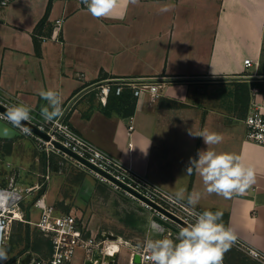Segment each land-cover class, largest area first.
Wrapping results in <instances>:
<instances>
[{
    "label": "crops",
    "instance_id": "0c3cea01",
    "mask_svg": "<svg viewBox=\"0 0 264 264\" xmlns=\"http://www.w3.org/2000/svg\"><path fill=\"white\" fill-rule=\"evenodd\" d=\"M49 1L8 0L0 8V97L19 99L38 115L47 105L38 91L53 89L62 94V116L79 91L96 84L74 102L64 119L174 194L180 189L185 197L200 193L197 207L222 211V222L233 228L236 237L264 253V145L246 138L245 124L250 90L258 87L264 100V79H207L264 75V0H137L122 3L111 18L102 19L88 13L82 0H52L37 45L36 27ZM58 18H63L62 27L54 31ZM246 58L254 60L248 68ZM172 78L200 79L153 82ZM141 81L162 84L160 95L153 98L146 91L134 95L128 83ZM120 82L124 89L118 94L114 88ZM237 82L250 86L247 103L244 95L239 98ZM106 83L113 87L112 97L131 94L136 102L134 114L127 116L99 99L100 86ZM204 129L223 135L220 144L211 146L215 151L240 155L254 168L256 181L243 194L229 199L208 194L199 175L186 172L190 158H198V151L207 149L202 137L189 132ZM147 147L145 155L142 151ZM57 156L64 157L66 169L79 172L75 177H83L78 192L89 191L94 200L85 206L69 204L55 188L45 187L47 200L56 204L57 211L76 213L92 234L104 231L122 238L117 264H131L130 246L137 236L162 237L151 227L148 210L131 208L124 214L118 190L100 180L85 185L92 182L87 173L96 176L70 155ZM59 168L53 165L55 171ZM48 169L49 161L44 164L46 173ZM238 252L241 260L228 250L223 258L228 264H251L249 259L262 264L246 251ZM85 254L79 248L73 264H84Z\"/></svg>",
    "mask_w": 264,
    "mask_h": 264
},
{
    "label": "built area",
    "instance_id": "2783aa9c",
    "mask_svg": "<svg viewBox=\"0 0 264 264\" xmlns=\"http://www.w3.org/2000/svg\"><path fill=\"white\" fill-rule=\"evenodd\" d=\"M7 2L8 0H1L0 8L5 6ZM62 23L63 18L56 19L54 31L60 30ZM244 63L246 68H248L253 65L254 60L246 58ZM257 63L258 61L256 62V65H258ZM128 85L132 87L134 95L138 96L146 91L149 92L153 98L160 95V88L162 86V84L153 82H141L139 85L132 84L130 82ZM123 89V82L118 83L114 88L115 92L118 94H120ZM111 90H113V87L110 83L102 84L98 93L99 99L106 103ZM250 92L251 97L247 108V114L245 116L246 138L258 144L264 145V100L259 98L260 90L258 87L253 86ZM0 103L7 107L13 104H20L19 99L7 100L2 97H0ZM32 109L33 111L31 113L30 122L49 134L50 139L44 138L31 129L28 133H23L20 128L14 127L17 128L21 134L33 137L39 150L46 153L62 154L69 157L67 152L55 145L53 140H57L79 156L86 158L97 168L112 176L119 183L125 184L131 190H134L145 198L157 203L166 209V211L179 217L184 222H192V218L181 206V204L186 205V201L176 204L171 203L168 197L174 195L173 192L151 181L148 177L134 171L132 167L124 163L122 159L104 150L92 140L79 133L64 118L61 119V116H58L53 122H46L40 114L37 115L35 113L36 110L34 108ZM4 114V112L0 111V115ZM1 120L9 123L6 119ZM129 130H133L132 120H130L129 123ZM73 158L77 164L86 167L100 181L108 183L113 189L122 191L128 197L139 201V203L146 210H148L152 216H159L161 219L175 225L177 229L182 226L165 212L139 198L131 190L122 187L118 182L111 180L109 177L103 175L97 170L85 166L75 157ZM46 177L49 178V175L47 174ZM41 186V184H36L25 187L14 183V181L7 186L0 185V240L4 243L12 223L16 220L25 221L24 211L21 209V202L28 192L41 188ZM32 207L39 211V218L37 221H26L35 224L44 236L50 239L52 243V251L47 256L33 254V258L29 264H73L79 248L85 250V259L91 257L94 249H99L103 254L113 253L108 250L105 242L106 240H102L98 235H94L89 232L87 225L80 220L76 213L57 211L55 205L47 200L44 192L37 195ZM195 211L202 212L204 210L201 207L196 206ZM177 233L178 230H173L170 227L165 226L162 237L168 236L169 238L175 240ZM147 239L149 238L146 237L142 241L136 242L130 246L132 249L130 259L131 263L133 262L134 255L136 253L140 255L141 264L148 263L143 258L142 249V245ZM151 239L157 238L152 237ZM233 245L246 251L250 256L264 264V253L261 251L244 243L238 238H236L233 242ZM21 259L18 260L19 264H21ZM0 264H3V261H0Z\"/></svg>",
    "mask_w": 264,
    "mask_h": 264
},
{
    "label": "clouds",
    "instance_id": "9594fccd",
    "mask_svg": "<svg viewBox=\"0 0 264 264\" xmlns=\"http://www.w3.org/2000/svg\"><path fill=\"white\" fill-rule=\"evenodd\" d=\"M82 2L86 5L88 13L94 18L102 19L111 18L122 3H136L137 0H82ZM38 95L47 102L46 106L41 107V117L46 122H53L62 113V94L53 89H41ZM32 111L27 104H13L7 108L4 115H0V119H6L23 133H28L30 129L22 122L31 120ZM189 134L202 137L207 145L206 150L198 151V158H190L186 169L188 174L195 171L199 175L206 193H214L229 199L235 194H243L255 183L254 168L246 164L240 155L217 152L211 147L224 140L222 134L207 129L197 133L190 131ZM147 149L148 147L141 151L146 155ZM168 199L173 204L186 199V205L181 206L192 218V222H186L179 227L175 240L168 236L147 239L142 245L143 258L148 264H221L223 253L229 250L237 238L233 228L222 222L223 212L195 211L201 195L193 193L185 197L184 189L176 191ZM152 227L154 231H163L155 222ZM8 258L7 247L0 240V261H6Z\"/></svg>",
    "mask_w": 264,
    "mask_h": 264
},
{
    "label": "rangeland",
    "instance_id": "374dc122",
    "mask_svg": "<svg viewBox=\"0 0 264 264\" xmlns=\"http://www.w3.org/2000/svg\"><path fill=\"white\" fill-rule=\"evenodd\" d=\"M63 158L64 157L57 156V153L46 154L45 152L39 150L35 139L30 135L28 136L25 134H20L18 136H15L14 138H11L10 140L0 139V185L7 186L12 181H14V183H17L18 185L25 187L36 184L42 185L41 188L28 192L21 202V209L24 211L25 221L16 220L12 223L5 240L9 258L6 261H3V263L6 262L5 264H19L18 260L24 257L28 252H32L33 254H38L41 256H47L49 254L48 246L47 244L45 245L47 237L44 236V234L35 224L26 221L28 220L26 216V209L28 208L30 209L29 220L37 221L39 218V211L34 210L35 208H32L31 203H33L38 195V192L42 188L49 187V190L51 188H55L56 192H58L56 194H60V197H62L63 199L65 197L64 200H67L69 204L79 203L80 205L83 204L85 206V202H88L89 204L93 203L94 197L92 196L91 192H78V188L80 186L79 184L83 177H75L79 172L74 173L73 171L71 172L69 170L70 168L66 169V165L62 164V162L66 163V160H64ZM45 159L47 160V162L49 161L50 169L47 170L48 173H46V171L44 170V164L47 163L45 162ZM54 164H59L60 166V168L56 170L57 172L55 171V169H53ZM61 169L64 172H61ZM81 172L89 171L82 170ZM47 174L49 175V178L46 177ZM86 175L88 176L86 178L92 181L90 184H85L87 186H92L93 180L99 181L97 177H90L89 173H87ZM108 186L112 188L110 185ZM117 199L119 201V207H123L122 209L124 214L128 212V209L131 208H135L142 212L147 211L139 203V201L128 197L122 191L118 190ZM27 223H29L28 225L30 235L28 247L26 246L25 242V230L27 227ZM120 232L125 236V233L123 231ZM155 233L158 234L157 232ZM158 235L153 237H158ZM10 236L12 237L13 244L10 242V240H8ZM140 236H137L135 238L137 242H140L144 239V237ZM36 243H43V246L38 251L34 249V244ZM121 246H124V244H121ZM232 246L234 248L230 247L228 250L229 253H232V255L237 256L238 259L241 260L243 257L242 253L238 252L239 250L241 251V249L233 244ZM249 261H252L251 264H259L251 259H249Z\"/></svg>",
    "mask_w": 264,
    "mask_h": 264
},
{
    "label": "water",
    "instance_id": "95a60500",
    "mask_svg": "<svg viewBox=\"0 0 264 264\" xmlns=\"http://www.w3.org/2000/svg\"><path fill=\"white\" fill-rule=\"evenodd\" d=\"M199 79L200 78H193V79H186V78L156 79L153 82H165V81H176V80H199ZM207 79H209V80H234V79L257 80V79H264V75L225 76V77H213V78H207ZM138 80H140V79H138ZM138 80H136V81H138ZM119 81H123V80L119 79ZM94 87H96V84L95 85H91L89 87H86V88L82 89L81 91H79L73 97V99L69 102V104L67 105L64 114L61 116V119H63L65 117V115L67 114L68 110L71 108V106L74 104V102L82 94H84L85 92L91 90ZM7 108H8L7 106H5L4 104L0 103V111L6 113ZM22 124H24L26 127H28L29 129H31L35 133L43 136L44 138L50 139V135L49 134H47L45 131L39 129L35 124L31 123L30 121L22 122ZM20 134L21 133H20V131L17 128H15L11 124L7 123L6 121H3V120L0 119V138H14L15 136H18ZM53 142L55 143L56 146H58L59 148H61L63 151L67 152L72 157H75L76 159H78L85 166H87V167H89L91 169L97 170L98 172L102 173L103 175H106L107 177H109L111 180L116 181L112 176L108 175L106 172H104L101 169L97 168L95 165H93L92 163H90L86 158L79 156L74 151H72L68 147L64 146L63 144H61L59 141L53 140ZM116 182H118V181H116ZM119 184L122 187L131 190L125 184H122V183H119ZM131 191L135 195H137L139 198H141L142 200L147 201L148 203L152 204L155 208H157V209L165 212L166 214H168L172 219H174L175 221H177L179 224L185 225L186 222H184L183 220H181L179 217L171 214L170 212L166 211V209H164L163 207H161L157 203H155V202H153V201L145 198L140 193H138V192H136L134 190H131ZM151 217H152L151 218V221H150L151 227L153 225V222H155V224L159 225L163 229L162 232L156 231L158 233H163L164 232V229H165V226L166 227H170L173 230H178L175 225H173L172 223H170L168 221H165V220L161 219L159 216H151ZM99 237L102 240H108V239L115 240V239H118L119 238L118 235H116L114 233L104 232V231H100L99 232ZM118 257H119L118 252H116V253H105V254H103L99 249H94L91 257L84 260V264H117ZM32 258H33V253L32 252H28L24 257H22L21 264H29L31 262V259ZM140 262H141L140 255L138 253H136L134 255L133 262L131 264H140ZM221 264H225L224 261H223V259H222Z\"/></svg>",
    "mask_w": 264,
    "mask_h": 264
},
{
    "label": "trees",
    "instance_id": "16d2710c",
    "mask_svg": "<svg viewBox=\"0 0 264 264\" xmlns=\"http://www.w3.org/2000/svg\"><path fill=\"white\" fill-rule=\"evenodd\" d=\"M51 5H52V0H50L48 2V5H47V9L45 11V14L44 16L42 17V19L39 21L37 27H36V30H38V32H36L35 34V41L37 42V45H38V38H37V35H39V31H41L42 27H44V25H46L47 23V19H48V15H49V12H50V9H51ZM237 85L239 86V98H242V95H244V98L246 99L245 102L247 103V99H249V87L248 84L246 82H237ZM244 93V94H243ZM248 94V95H247ZM135 99L131 96L130 93H126V94H121L119 95L118 97H112V93L110 92L109 95H108V98H107V104L106 106L107 107H112L114 106L115 109L120 112V113H123L127 116H130L132 114H134V111H135ZM8 140V139H7ZM45 188H42L39 192H38V195L41 194L42 192H44ZM34 202V201H33ZM31 205H33V203H31ZM30 205V206H31ZM26 216L29 220V217H30V209H26ZM29 223L26 224V230H25V242H26V246L28 247L29 246V241H30V235H29ZM10 242L13 244V240H12V237L10 236L9 239ZM47 244L48 246V252L49 254L51 253L52 251V243L50 241L49 238L46 239V242H45V245ZM43 246V243H36L34 244V249L36 251H38L39 249H41V247ZM27 250V249H25ZM48 254V255H49ZM223 261L225 264H228L227 261L222 257ZM6 262H4L3 264H5Z\"/></svg>",
    "mask_w": 264,
    "mask_h": 264
},
{
    "label": "bare ground",
    "instance_id": "6f19581e",
    "mask_svg": "<svg viewBox=\"0 0 264 264\" xmlns=\"http://www.w3.org/2000/svg\"><path fill=\"white\" fill-rule=\"evenodd\" d=\"M124 242L122 238H118L115 240H111L110 242L107 243V248L110 252L116 253L120 251L121 249V243Z\"/></svg>",
    "mask_w": 264,
    "mask_h": 264
}]
</instances>
